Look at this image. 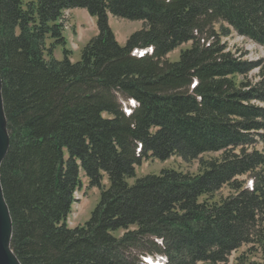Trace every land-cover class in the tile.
<instances>
[{"label":"trees","instance_id":"1","mask_svg":"<svg viewBox=\"0 0 264 264\" xmlns=\"http://www.w3.org/2000/svg\"><path fill=\"white\" fill-rule=\"evenodd\" d=\"M76 9L97 34L73 62L63 16ZM109 17L144 27L121 46ZM231 32L264 49V0H0V184L20 264H224L243 247L238 264H264V69L226 49ZM172 157L198 173L136 178ZM80 173L99 197L70 228Z\"/></svg>","mask_w":264,"mask_h":264},{"label":"rangeland","instance_id":"2","mask_svg":"<svg viewBox=\"0 0 264 264\" xmlns=\"http://www.w3.org/2000/svg\"><path fill=\"white\" fill-rule=\"evenodd\" d=\"M21 1L23 4H27L34 2L35 0ZM93 20L94 21L91 20V17H89L84 10L80 9L72 10L70 12L66 11L64 13V36L67 41V49L71 51V60L73 62L79 61L82 48L97 34L96 22L95 19ZM109 27L113 32L117 43L123 46L131 34L140 31L144 26L138 21L132 22L109 17ZM222 42L225 44L227 50L243 57L244 60L260 62L261 68L264 69V49L260 46L236 35L234 32H231L228 37L222 38ZM190 45L191 44L182 45L178 49L169 53L165 60L169 62H177L180 52L188 49ZM54 56L57 60H61L62 49L56 48ZM257 72L258 70H254L249 75L251 81L258 80ZM121 105L123 109L125 106L127 107L126 110L129 109V102L121 101ZM217 157H219V154L206 155L202 158L208 160ZM165 169H173L195 175L199 171V162L193 161L186 163L176 157H172L164 162L153 159L144 160L138 167H136V178L146 175H158L160 171ZM80 177L82 187L74 194L75 203L73 204L71 213L67 218V226L70 228L82 226L89 219L90 213L96 206L99 197V191L96 188L88 187L87 180L83 177L82 173H80ZM128 182L132 184L134 180H129ZM103 184L104 186L107 185L106 179H104ZM228 194L229 190L225 188L221 190L219 195L226 196ZM247 249V247H243L238 252L233 253L224 264H238L237 258L243 255Z\"/></svg>","mask_w":264,"mask_h":264},{"label":"water","instance_id":"3","mask_svg":"<svg viewBox=\"0 0 264 264\" xmlns=\"http://www.w3.org/2000/svg\"><path fill=\"white\" fill-rule=\"evenodd\" d=\"M152 52V49H150ZM9 136L3 108L2 82L0 78V166L8 152ZM12 221L0 184V264H20L11 250Z\"/></svg>","mask_w":264,"mask_h":264},{"label":"bare ground","instance_id":"4","mask_svg":"<svg viewBox=\"0 0 264 264\" xmlns=\"http://www.w3.org/2000/svg\"><path fill=\"white\" fill-rule=\"evenodd\" d=\"M142 52H143V50H142ZM142 52H140V57H142V55H143ZM123 111L125 112V115H129V113H130V111L129 110H126V109H123ZM147 258H148L147 260H149L150 264H155V263L156 264H160V263L161 264H166V260L163 257H158L156 260H153L150 257H147Z\"/></svg>","mask_w":264,"mask_h":264},{"label":"built area","instance_id":"5","mask_svg":"<svg viewBox=\"0 0 264 264\" xmlns=\"http://www.w3.org/2000/svg\"><path fill=\"white\" fill-rule=\"evenodd\" d=\"M133 56L140 58V51L138 50H134L132 53ZM124 109H127V107L125 106ZM142 261L146 264L148 262V260L146 258H142Z\"/></svg>","mask_w":264,"mask_h":264},{"label":"crops","instance_id":"6","mask_svg":"<svg viewBox=\"0 0 264 264\" xmlns=\"http://www.w3.org/2000/svg\"><path fill=\"white\" fill-rule=\"evenodd\" d=\"M69 12H70V11H69ZM91 20L94 21L93 18H91Z\"/></svg>","mask_w":264,"mask_h":264}]
</instances>
